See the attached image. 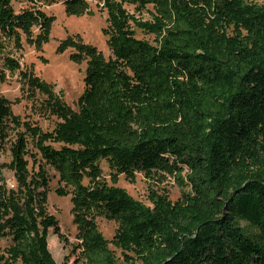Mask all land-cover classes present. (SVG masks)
<instances>
[{
    "label": "trees",
    "instance_id": "16d2710c",
    "mask_svg": "<svg viewBox=\"0 0 264 264\" xmlns=\"http://www.w3.org/2000/svg\"><path fill=\"white\" fill-rule=\"evenodd\" d=\"M44 1L62 2L71 15L91 13L88 0ZM127 5L151 6L150 19ZM102 7L108 58L78 40L64 44L87 60L78 111L6 57L60 120L42 130L0 97V141L14 131L15 181L0 183V264H67L48 247L49 228L62 234L47 211L45 163L58 174L55 192L70 196L84 264H121L110 245L127 263L264 264V0H102ZM53 20L0 0V32L17 43L24 34L41 46ZM137 174L155 184L174 178L179 197L151 188L144 204L117 185L120 175L134 182ZM98 217L115 222L111 239Z\"/></svg>",
    "mask_w": 264,
    "mask_h": 264
},
{
    "label": "rangeland",
    "instance_id": "374dc122",
    "mask_svg": "<svg viewBox=\"0 0 264 264\" xmlns=\"http://www.w3.org/2000/svg\"><path fill=\"white\" fill-rule=\"evenodd\" d=\"M91 13L81 16L68 14L65 5L60 2L47 3L38 0L35 4L31 0H12L16 12L23 9H41L47 15H53L49 40L36 47L21 34V43L13 38L3 36L0 32V42L3 44V53L0 55V97L8 100L11 114H14L22 121H29L38 125L42 130H51L60 119L50 113L47 105V96L28 88L20 77L18 71H10L6 64V57H11L19 63L21 69L32 70L33 73L52 86V93L59 101L68 106L72 111H78L77 99L84 89V76L87 67L85 58L75 56L76 49L71 45H64L68 39L78 40L81 43L95 46L108 58L111 54L106 36L102 29L106 27V10L102 7V0H88ZM126 8L140 20H149L151 6L142 11L134 10V7L127 5ZM38 32L33 28V35ZM138 38L153 42V36L135 28ZM14 131L9 130L4 141H0V183L6 181L11 186L14 181V172L10 168L11 153L10 143L14 139ZM31 152H35L31 144L28 146ZM44 163V162H43ZM103 176L110 182L108 167L101 161ZM30 166L37 170V166ZM47 176H49V190L47 192V211L53 214L59 226L62 237L54 232L53 228L47 231V242L49 250L57 263L66 261L67 264H84L77 247L76 227L72 222V211L70 196H60L55 189L58 183L57 172L48 164H44ZM117 185L125 188L127 192L137 200L146 205H151L148 194L149 190L166 191L171 200H176L180 195V188L177 181L172 177H166L161 183L147 180L142 174H137L134 182H130L120 175ZM97 224L105 238L111 239L116 229L114 221L104 218H97ZM242 225L245 222L241 223ZM5 242L0 241L3 247ZM117 261L121 264L127 263L120 250L110 245ZM68 258V259H66ZM140 261L134 260V263Z\"/></svg>",
    "mask_w": 264,
    "mask_h": 264
},
{
    "label": "built area",
    "instance_id": "2783aa9c",
    "mask_svg": "<svg viewBox=\"0 0 264 264\" xmlns=\"http://www.w3.org/2000/svg\"><path fill=\"white\" fill-rule=\"evenodd\" d=\"M33 4H35L38 0H31Z\"/></svg>",
    "mask_w": 264,
    "mask_h": 264
}]
</instances>
